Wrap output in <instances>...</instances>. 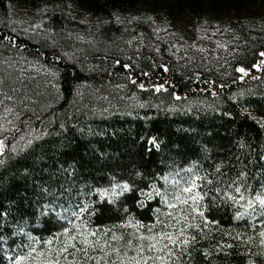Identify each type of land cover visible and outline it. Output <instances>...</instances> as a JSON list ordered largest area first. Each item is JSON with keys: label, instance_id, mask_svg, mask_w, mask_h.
Listing matches in <instances>:
<instances>
[{"label": "snow or ice", "instance_id": "1", "mask_svg": "<svg viewBox=\"0 0 264 264\" xmlns=\"http://www.w3.org/2000/svg\"><path fill=\"white\" fill-rule=\"evenodd\" d=\"M47 13L48 6L45 5L37 13L41 19L26 27H19V21L10 22L17 25L10 29L13 35H3L0 39V168L12 161L19 163L22 157L29 155L37 142L57 131L53 128L57 121L58 131L62 132L67 123L81 113L107 118L114 114L131 116L137 108H159V105L144 102L130 105L127 111L120 112L112 103L115 96L109 99L108 95H99L100 89H92L91 85L72 83L79 80L77 70L104 72L109 77L113 73L89 61V53L95 51V42L85 41L78 34L62 36L55 28L46 26L54 18ZM115 19L118 24L124 23L119 16ZM133 20L138 21L139 18L133 17L127 23L131 24ZM147 21L155 23L151 16L146 18ZM161 31L166 29L155 28L153 34ZM200 31L197 28V32ZM217 32L218 28L211 36L198 35L196 39L211 40ZM19 37L36 44V49L29 50L25 43L18 40ZM156 39L160 37L157 35ZM69 40L81 45L88 43L90 47L86 49L75 43L68 44ZM133 42H137V60L144 47L160 54L158 45L145 44L143 33L124 41L129 48ZM215 44L216 48L213 49L201 46L196 41L182 46L172 44L168 54L176 59L175 68L155 62L152 67L161 69L163 73L176 71L184 82L208 85L200 89L189 88L188 91L209 93L215 101L228 86L223 82L217 84L212 78H202V72H219L223 67H217L221 57L216 51L226 46L220 41H215ZM181 51L183 55L178 56L177 53ZM5 52L8 54L5 55ZM259 55L264 57V52ZM94 58L100 59L99 56ZM107 58L108 52L105 53V61ZM124 59L132 61L133 57L127 55ZM118 65L127 75L122 77L125 83L112 85L117 95L130 84L141 92L169 93L173 101L188 100L187 95L181 96L175 90L169 92L170 88L177 87L170 80L146 84L132 75L134 67L138 68V65L122 63L117 58L112 68ZM262 65L264 60L252 67L259 71ZM234 71L240 73L236 77L239 81L249 74L242 66H237ZM153 74L147 71L139 73L149 80ZM222 75L231 73L226 71ZM65 80L70 81L73 98L69 102L68 113H60L55 108L64 99L61 85ZM244 96L245 92L240 91L228 99L239 105L238 98ZM86 99L88 102H85ZM119 99L129 97L119 96ZM131 99H136V93L132 94ZM94 101H104L108 106L98 107ZM201 105L202 109L197 110L219 111L214 103L201 102ZM192 110L191 105H171L165 109L173 114H188ZM240 114L246 115L264 130V117L254 116L247 107H241ZM222 115L230 116L231 113L224 112ZM141 140L148 146L145 151L149 155L154 149L161 148L156 136L141 137ZM237 149L235 159L238 163L220 161L213 162L214 166L210 167H204L198 161L184 166L170 163L166 171L157 173L133 169L128 178L110 175L104 184L82 185L76 197L69 195L66 204L57 202L60 197L52 203L37 201L30 213H21L12 221L8 220L7 211L0 212V264L4 260L7 264H216L221 255L225 258L233 255L247 257L245 264H264V167H249L255 163L249 157L256 149L243 138L237 141ZM259 160L264 162V155H260ZM71 167L64 169L69 176L74 175ZM42 191L52 195L47 188ZM67 191L71 193V188ZM220 209L232 211L231 219L237 222L236 228L225 231L220 227L213 215ZM145 213H148L147 221L143 218ZM33 218L41 227L34 226ZM101 218H114L116 222L98 225L96 222ZM241 222L246 226L244 231H238ZM249 230L252 235L248 234ZM202 241L214 243L204 247ZM221 264L229 262L225 259Z\"/></svg>", "mask_w": 264, "mask_h": 264}, {"label": "trees", "instance_id": "2", "mask_svg": "<svg viewBox=\"0 0 264 264\" xmlns=\"http://www.w3.org/2000/svg\"><path fill=\"white\" fill-rule=\"evenodd\" d=\"M66 3L106 19H112L118 12H136L141 8L164 12L171 17L195 18L204 14L219 15L228 18L233 24L239 18L249 24L238 27L246 44L254 47L257 43L259 48L255 49L253 56L244 55L240 66L247 69L249 74L243 81L236 78L222 80L202 73L204 79L212 78L217 84L223 82L228 85L215 101L209 93L188 91L189 88L200 89L208 85L184 82L176 71L163 73L161 69H153L154 62L160 64L157 60L142 62L141 68L134 67L132 75L138 81L148 84L163 83L168 79L176 84L177 87L170 88L169 92L175 90L181 96L187 95L186 101L193 103L191 104L193 110L188 114L181 112L173 114L165 109L151 107L135 112L131 116L114 114L107 118L86 116L81 113L79 116H74L62 132L58 131L59 121H57L53 126L57 131L45 137L43 141L37 142L29 155L22 157L19 163L12 161L6 167L0 168V212L7 211L9 221L18 218L21 213H30L37 201L52 203L60 197L57 202L66 204L69 195L76 197L82 185L104 184L110 175L128 178L133 169L143 173H157L166 171L170 163L184 166L192 161H198L204 167L214 166L213 162L228 160L238 163L235 157L238 154L237 141L241 138L256 149V152L249 157L255 163L249 167H264V162L259 160V156L264 155V130L255 121L240 114L241 107H247L254 116L264 117V89L261 91L251 89L264 79V65L259 71L252 67L264 60L259 56L260 51H264V44H261L262 41L254 40L252 35L256 32L253 24L264 21V0H0V13L5 14L10 8H30L37 11L45 5ZM49 17H54L51 27L57 32L66 29L67 23L70 22L58 11L49 13ZM112 26H114L112 22L108 25H100L101 36L107 38L109 34H113L116 29ZM3 35L13 34L7 27L0 25V39ZM18 40L25 43L31 51L37 47L36 44L22 37ZM44 51L47 52L46 49ZM98 56L100 57L98 61L104 64L102 68L112 71V77L104 72L89 73L77 70L79 80L72 83L108 84L109 80L111 83L117 79L123 80L122 77L127 75L122 66L112 68L117 57L108 56L105 61L104 54ZM142 71L154 74L149 80L139 75ZM69 83L68 80L62 82L64 99L56 105L57 112L69 111V102L73 98ZM130 86L140 93H153L141 92ZM240 91H244L245 96L242 99L238 98L239 105L228 99L230 95ZM166 94L169 96V93ZM201 102L214 103L219 111L197 110L202 109ZM224 112H230L231 115H222ZM150 135L158 137L161 142V148L154 149L151 155L145 151L148 146L141 140V137ZM70 165L72 166L70 171L74 172L73 176H69L64 171L69 169ZM133 178H135L134 174ZM43 188H47L52 195L45 194ZM69 188L71 193L67 191ZM213 215L223 230L231 231L236 228L237 222L231 219L233 213L230 209L227 211L220 209ZM143 218L147 221L148 213H145ZM114 222H116L114 218H101L96 223L111 225ZM32 223L36 227H41L36 223L35 218L32 219ZM245 227L241 222L238 231H244ZM248 234L252 235L251 230ZM210 243L214 241H202L201 245L207 247ZM225 259L229 264H245L247 257L233 255L225 258L221 255L217 258L216 264H221ZM2 264H7V261H2Z\"/></svg>", "mask_w": 264, "mask_h": 264}, {"label": "rangeland", "instance_id": "3", "mask_svg": "<svg viewBox=\"0 0 264 264\" xmlns=\"http://www.w3.org/2000/svg\"><path fill=\"white\" fill-rule=\"evenodd\" d=\"M69 5L71 7H69ZM48 6V16L51 12L58 11L63 13V16L68 18L70 21L67 23L68 27L63 29L61 33L62 36H67L68 33L73 35H80L85 38V41L95 42V51L89 53V61L92 64H99L100 67H104V64L94 57L99 54H104L108 52V56L120 58L123 62L134 63L138 65V68H141L142 62H147L150 60H157L160 63L169 64L171 68H175L176 59L168 54V49L172 44L177 46H182L191 44L193 41H196L197 44L204 46L208 49L216 48L215 41H220L224 44L225 48L217 49L216 54L221 57L217 64V67H220L219 72L215 70L210 72H202L203 74L212 75L218 79L228 80L234 79L240 75L234 70L237 66L242 65V60L244 55L248 57L249 54L254 55L255 49L259 48V44L256 43V46L252 47L246 44L243 36L239 32L238 27H245L249 25L246 21L237 18L233 23L230 22L228 18L219 15L204 14L195 18H186V17H171L166 15L164 12L159 11H150L145 8H141L136 12H118L113 15L112 19H106L102 16L92 15L86 13L70 3L66 4H54ZM58 6V7H57ZM38 10H33L30 8H10L5 14L0 13V25L7 27L9 30L11 27H17L16 24L10 23L12 21H19V27H26L31 23H36L41 19V16L37 14ZM119 16L121 20L124 21L123 24L116 23V17ZM151 16L155 23L152 21H147L146 18ZM133 17H138L139 20H133L131 24H128V20H132ZM207 21V23H205ZM113 23V29L116 31L113 34L106 36H101L99 27L102 24ZM51 27V23L46 25ZM253 26L256 27V32L254 35V40L262 41L264 44V21L254 23ZM65 28V27H64ZM161 28L166 29V31H161L157 34H153V29ZM197 28H200L201 31L197 32ZM219 29V32L215 36L211 37V40L198 41L196 38L198 35L211 36L212 32ZM204 29H207V32H204ZM228 29V31H225ZM143 33L145 36V44L158 45L160 48V54L157 55L156 52L151 51L148 47L141 48L139 52V59H136L137 53L135 48L137 47V42H133L131 48L128 47L124 41L131 39L132 36L139 37V34ZM159 36L160 39H156V36ZM235 38V39H234ZM68 44L75 43L78 47L89 48L88 43L83 45L79 44L77 41L69 40ZM233 48L236 51H232ZM118 49H124L123 52ZM175 51V49H173ZM264 52V51H260ZM231 53V55L229 54ZM211 55V52L209 53ZM6 55V54H5ZM131 55L133 57L132 61H127L124 59L125 56ZM178 56L183 55V51L177 53ZM199 57V53H197ZM260 56V55H259ZM161 57L163 59H161ZM235 57V58H233ZM261 58V56H260ZM264 59V57H262ZM228 61V63H225ZM183 63V61H181ZM229 64L231 67H229ZM103 69V68H102ZM230 72L231 75H222L224 72ZM125 83L122 79H117L111 84H94V83H85L86 85H91L92 89H100L99 95H108L109 99L116 97L112 100V103L120 110V112H125L128 110L130 105L136 103L150 102L152 105H159L161 109H167L171 105H181L183 107L190 106L193 104L191 101H173L166 93H140L134 90L130 85L124 92L117 95L116 90L112 85ZM253 91L263 90L264 89V79L259 83L254 85L251 88ZM86 91H91V89H86ZM136 93V99H131L132 94ZM119 96H127L129 99H119ZM85 102H88L87 99ZM98 107H107V103L104 101H94ZM91 106V105H90ZM151 108V107H146ZM144 109V108H143ZM142 109L137 108L133 113L138 112ZM115 112V109H112Z\"/></svg>", "mask_w": 264, "mask_h": 264}]
</instances>
